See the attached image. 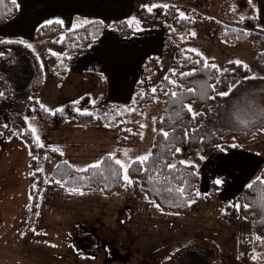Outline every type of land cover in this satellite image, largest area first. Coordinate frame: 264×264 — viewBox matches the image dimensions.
<instances>
[{"label":"rangeland","instance_id":"obj_1","mask_svg":"<svg viewBox=\"0 0 264 264\" xmlns=\"http://www.w3.org/2000/svg\"><path fill=\"white\" fill-rule=\"evenodd\" d=\"M143 1L147 10L150 5H172L179 16H186L188 9L201 12L203 21L190 28L187 49L219 69L239 61L249 68L251 76H258L254 64L257 50L249 40L225 46L213 34L214 21L226 19L229 0ZM252 5L256 6V0H252ZM135 15L123 26L137 22ZM110 22L105 21L104 26ZM29 45L45 73L37 101L46 110H56L85 94L96 99L100 92L94 85L96 79H88L80 86L78 82L72 88L76 92L66 94L56 83L59 75L49 69L44 42L33 41ZM172 53L169 49L159 61L151 90L169 68ZM16 76H21V66ZM262 86L251 84L230 96L219 117V126L245 129L264 120ZM228 91L229 87L219 85L215 93ZM161 102L157 95L145 109L136 147L122 146L119 131L106 125L84 127L71 119L55 127L39 121L34 113L24 116L22 107H0V264H264V240L253 233L249 220H218L232 201L239 210L244 206L239 198L244 187L235 194L225 189L237 178L228 167L222 172L214 171L216 178H228L227 184H199L198 199L185 212L164 211L140 191L138 180L131 178L130 185L124 181L121 190L112 193L77 190L73 194L51 176L59 156L48 151L41 155L31 153L19 135L27 128L39 147L57 152L76 170L100 161L106 154L128 168L132 161L149 154L159 131L156 121L161 115ZM191 107L193 112L199 111L198 107ZM248 142V151L264 156V129L258 138ZM223 143L236 144L234 139ZM207 157L201 156L198 148L180 147L174 161L194 164L199 170ZM212 187L214 196L208 192ZM84 233L93 239L87 254L74 244Z\"/></svg>","mask_w":264,"mask_h":264},{"label":"trees","instance_id":"obj_2","mask_svg":"<svg viewBox=\"0 0 264 264\" xmlns=\"http://www.w3.org/2000/svg\"><path fill=\"white\" fill-rule=\"evenodd\" d=\"M229 2L230 5L225 11L226 19L214 21L213 34L216 40L225 46L249 40L251 46L257 50L254 64L258 76H251L248 67L234 62L227 63L222 69L213 68L210 60H205L186 47L191 39L190 28L203 21L201 12L188 9L186 16H179L172 5H158L151 12L144 7L140 8L137 22L130 26L120 24L118 27L120 32L130 34L148 25L167 26L165 50L172 49L173 53L170 66L156 84L155 91L151 90L152 76L159 63L156 59H148L144 62L141 79L136 84L129 103L117 104L109 101L106 86L101 81L98 83L100 92L96 99L92 100L89 94H85L66 102L56 110L48 111L37 101L45 81L44 70L38 57L27 44L2 40L0 107L9 105L12 110L22 107L24 116L34 113L39 121L55 127L71 119L84 127L93 124L106 125L119 131L122 146L136 147L140 142L144 111L154 102L157 95L161 96V115L156 121L159 131L154 136L149 159L143 166L137 160L132 161L127 168V175L138 180L140 191L159 209L185 212L189 204L198 199L200 176L194 164L174 161L178 155L176 149L198 148L201 156L206 157L217 147L229 148L223 141L234 139L237 144H245L258 138L264 129V120L245 129L223 128L218 124L224 104L230 96L245 86L264 80V32L255 27L257 23L252 0L251 3L249 0ZM17 12L18 7L14 0H0V24L15 17ZM104 31V23L100 20H91L71 29H64L61 24L52 22L40 26L35 31L34 40L43 41L47 46L46 60L50 71L64 78L73 57L86 51ZM20 66L21 76L17 77ZM184 73L190 75L184 76ZM219 85L229 87V95L221 97L216 94L215 90ZM189 88L194 92H188ZM171 92H176L177 96L172 97ZM177 99L180 103H176ZM182 105L198 107L199 111L196 113L201 115L193 120L191 113L186 108L182 109ZM163 132L169 133L167 138L163 136ZM19 135L31 153L41 155L48 151L59 156L60 160L52 168L51 176L65 182L63 186L66 189L101 190L104 193L121 190L124 180L121 179L119 166L109 159L112 155L106 154L100 159L104 163L98 170L87 166L84 169L88 171H78L62 160L57 152L39 147L27 128ZM199 158L198 163L201 160ZM169 164L176 167L170 169L167 167ZM40 183H43L42 180ZM215 194L212 187L209 195ZM239 198L243 208L239 210L232 201L218 215V220L233 222L238 217L249 220L253 233L264 240V162L257 175L241 190ZM92 241V237L84 233L75 239L74 244L77 250L87 254Z\"/></svg>","mask_w":264,"mask_h":264},{"label":"crops","instance_id":"obj_3","mask_svg":"<svg viewBox=\"0 0 264 264\" xmlns=\"http://www.w3.org/2000/svg\"><path fill=\"white\" fill-rule=\"evenodd\" d=\"M14 1L18 7L17 15L0 24V41H18L27 44L31 49L29 43L35 41V31L44 24L57 22L64 29H71L91 20H100L103 23L111 21L86 51L73 57L66 76H59L56 83L68 95L76 92L72 88L76 87L78 82L80 86L92 78L91 80L96 79V87L101 81L106 84L109 101L127 104L141 79L144 62L156 59L159 63L167 54L164 43L167 30L165 24L144 26L130 34H124L118 29L119 23L128 22L134 13L138 16L140 8L147 9L143 6V0ZM254 9L256 23L264 32V0H256ZM133 23L135 22L131 24ZM252 84L263 85L264 80ZM81 92L86 93L79 90V93ZM248 144L249 142L236 143L229 148L217 147L213 150L198 170L200 184L207 185L215 181H220L219 185L227 184L228 178H216L214 171L222 172L228 167L229 173H233L237 178L225 189L231 194L236 191L238 193L257 175L264 162L263 155H256L246 149Z\"/></svg>","mask_w":264,"mask_h":264},{"label":"snow or ice","instance_id":"obj_4","mask_svg":"<svg viewBox=\"0 0 264 264\" xmlns=\"http://www.w3.org/2000/svg\"><path fill=\"white\" fill-rule=\"evenodd\" d=\"M249 3H251V0H249ZM155 7H157V6H156V5H150V6H148V11L151 12L152 9L155 8ZM162 7H168V6H167V5H163ZM181 15H183V14H181ZM235 63H236L237 65L240 64L239 61H236ZM205 66H207V65L205 64ZM212 67H213V68H216L215 65H212ZM217 70H218V69H217ZM182 75L187 76V75H190V74H189V73H184V74H182ZM247 78H255V77H246V79H247ZM170 82H171V81H170ZM171 83H175V82H171ZM210 87H211V86H210ZM214 90H215V89H214V87H213V91H214ZM153 91H155V89H153ZM187 91H188V92H194V90L191 89V88L187 89ZM230 91H231V89L229 90V92H230ZM229 92L218 93V95L221 96V97H223V96H227V95H229ZM170 95H171L172 97L175 98V97L177 96V93H176V92H171ZM209 98L212 99V98H214V97H209ZM176 103H180V100L177 99V100H176ZM184 108H186L187 111H188L189 113H191V115H192V119H193V120H195L196 117H197L198 115H201V113L193 112V110H192V108H191L190 105H182V109H184ZM77 111L79 112L80 110L78 109ZM81 114H85V113L81 112ZM88 114L91 115V113H88ZM162 134H163V136H164L165 138H167L168 135H169L168 132H163ZM187 134H188V133H187V131H186V132H185V135L187 136ZM176 151L178 152L179 149H176ZM126 154H127V153H125V155H126ZM149 156H150V154L145 155V156H143V157H139V158H137V162H138L141 166H143V165L148 161ZM109 159H112V160L114 161V163H115L116 165L119 166V168H120V170H121V173H122V175H121V179H123L127 184L130 185V184L132 183V181H131V179H130V178L128 177V175H127V166H126L125 164H123L120 160H118V159H114V157H109ZM103 163H104L103 161H98V162H96V163H94V164H92V165H89V168H91V169H97V170H98V169L101 168V165H102ZM181 163L183 164L184 161H181ZM167 167L170 168V169H173V168H175L176 166H175L174 164H169V165H167ZM141 170H144V169L141 168ZM78 171H88V169H78ZM101 175H102V173H101ZM56 183L61 184V186H63L65 182H63V181H61V180H57ZM215 183L219 184L220 181H215ZM76 191H77L76 188H73V189H72L73 194H75ZM81 194H82V193H81Z\"/></svg>","mask_w":264,"mask_h":264}]
</instances>
